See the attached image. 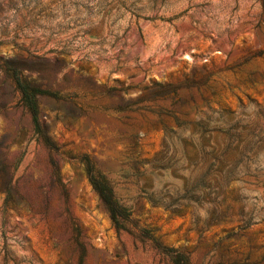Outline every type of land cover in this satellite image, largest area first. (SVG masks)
Segmentation results:
<instances>
[{
	"label": "rangeland",
	"instance_id": "374dc122",
	"mask_svg": "<svg viewBox=\"0 0 264 264\" xmlns=\"http://www.w3.org/2000/svg\"><path fill=\"white\" fill-rule=\"evenodd\" d=\"M141 231L264 264V0H0V264H173Z\"/></svg>",
	"mask_w": 264,
	"mask_h": 264
},
{
	"label": "trees",
	"instance_id": "16d2710c",
	"mask_svg": "<svg viewBox=\"0 0 264 264\" xmlns=\"http://www.w3.org/2000/svg\"><path fill=\"white\" fill-rule=\"evenodd\" d=\"M7 63V61H5ZM9 77L11 78L15 89L19 92L20 101L23 106L28 110L29 115L31 117L32 125L34 131L38 133L43 140L46 146H50V143L43 136L41 131V126L38 118V97L41 95H53L48 90H43L37 86H33L26 81V79L22 76V74L17 69H12L11 73H9ZM88 160V159H87ZM85 161V169L88 177V181L97 194L100 201L105 205L107 212L109 214V218L113 223L116 229H124L125 223L129 220L130 214L129 212L122 207L115 199L113 190L104 176L100 175L94 169L93 163L91 161ZM53 168H55V164L51 161ZM6 194H9V190L6 188ZM142 234L146 235L149 239H151L157 249L170 255V258L173 264H188V258L183 254L162 246L156 239L152 236L148 235L145 232Z\"/></svg>",
	"mask_w": 264,
	"mask_h": 264
}]
</instances>
